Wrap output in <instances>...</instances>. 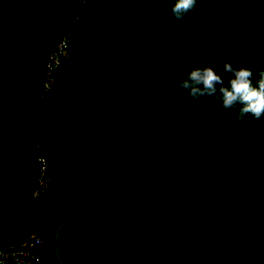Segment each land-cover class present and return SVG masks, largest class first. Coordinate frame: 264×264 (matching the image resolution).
<instances>
[{
  "label": "trees",
  "instance_id": "obj_1",
  "mask_svg": "<svg viewBox=\"0 0 264 264\" xmlns=\"http://www.w3.org/2000/svg\"><path fill=\"white\" fill-rule=\"evenodd\" d=\"M39 1V4L34 6L27 5L29 2L25 3V0H0V244L2 246L11 243L18 234L31 235L42 228L48 232L57 233L58 240L53 242L55 245L69 241L73 237L81 240L88 232L79 229L75 234L73 232L74 221L95 214L93 210H83L79 197H75L78 182L62 186L53 181L36 199L34 209L38 220L33 221L25 216L22 205L25 201L26 189L29 187L26 182L30 183V178L28 176L25 178L23 174L33 171L28 166V159L35 153L27 152L28 148H31L32 140L33 143L42 147H51L50 151L54 155L71 156L83 161L86 167L97 162L102 164L103 172L111 167L108 160L101 154L91 152L86 154V151H76L69 147V142L66 140H57L61 134L68 137L77 133L80 137L78 139H81H77L78 145L82 143L96 145L95 137L90 135L93 131L100 129V120L104 114V106L100 104L101 102H93V105H88L89 107L82 114L84 121L77 120L74 122L76 124H69L62 115L56 114L55 105L57 102L49 100L47 101V119L42 122L39 117L41 102H39L40 94L37 89L41 87L46 53L53 46L56 36L65 30H70L73 24L70 22L71 17L76 5H79L81 0ZM87 1L84 0V3ZM91 1H93L95 9L107 5L106 10L108 11L105 17L88 19L91 21L92 29L111 27L117 31L124 18L136 27L137 36H143L145 32H147L146 34L152 33L150 26L146 25L148 17L144 15L145 7L142 4L144 0L142 3L140 0ZM215 1L211 0V8H214V11H207L199 15L203 21L209 22L210 18L216 20L220 16L222 10L214 6ZM243 1L240 4L236 2L234 7L225 11L228 13L229 21L236 17H242L241 12L251 19L257 18L258 12L255 10V4L258 2L263 4L264 0H253L254 4L248 5L246 0ZM130 2L133 14L132 17L126 18L122 11L123 9L129 11ZM208 5L207 0L204 4L207 10H209ZM159 6L165 10L164 5ZM28 7H32L38 14L43 15L47 19L48 25L43 26L36 23L32 19V15L24 10ZM82 8L88 12L92 10V6L84 4ZM254 10L256 16L252 15ZM101 11L99 13L102 14ZM190 14L197 16L195 11H191ZM78 19L80 21L75 24L73 29L80 33L83 28L87 27L84 22L87 18L85 19L81 13ZM258 23L259 25L251 22V28L249 24L247 25L249 30L256 29L257 36H261L253 53H250V49L255 47L256 41L252 37L247 36L244 40L240 37V42L245 41V43L238 44L240 48L244 46L242 52L246 53L249 59H251L250 55L255 56L253 64H246L253 70V80L258 76L259 70L264 69V19ZM209 24L212 25L213 22ZM198 27L201 30L200 33L190 28L178 29L185 36L207 34L205 27L201 25ZM214 32L216 36L218 33L216 30ZM218 32L227 39L230 37V34H224L222 29ZM84 37L83 42L93 39L90 34H85ZM73 41L81 42L80 36H74ZM207 46L210 47V45ZM123 51L124 46L121 45V55H123ZM90 53L89 50L88 54ZM110 55L104 56L103 61L116 58ZM140 55H144L143 48L140 50ZM121 59H123L122 56L118 60ZM196 59L199 62L203 61V58L198 56ZM226 60L232 61L233 66L243 64L240 56L237 58L230 56ZM151 68L152 65L149 64L144 68V71L154 78L153 72H151L153 76L150 74ZM221 68L222 66L218 67L217 71ZM224 80L226 83L227 76L224 77ZM164 87L166 86L160 83L155 84V91ZM169 89L173 91V87H169ZM173 95L177 96L182 108L169 106L171 102H168L164 95H160L158 98L162 97L164 102H159L156 115H153V120L151 119L144 128L145 130L149 129L150 136L146 138V148L144 147L139 159L142 162L143 172L139 170V173L142 172L140 180L136 181V184L131 181L130 184L138 195L153 200V202H144L141 197L136 203V213L148 216L149 228H143V223L134 220L137 226L130 231L133 223L129 224V234H131L129 240L126 233L116 236L115 241L123 251L122 257L117 258L120 259V264H180L184 260L187 261L186 264H207L208 262L224 264L221 261L232 260L231 256L234 257V254L229 250H233V247L232 249L227 247L224 239L217 238L213 231L221 232L226 237L229 232L233 231L235 226L226 221V213L236 208L245 189L252 191L258 197L256 199H259L260 209L252 217V221L255 223L252 227L253 231H242V237L252 244L258 237L257 232H264V220L260 223L261 216L264 218V116L254 119L250 115H246L245 119L238 120L236 110L226 111L218 102L210 98L204 101L193 100L186 97L183 90L180 94L173 93ZM156 97L154 96V98ZM213 104L215 107L211 110L210 106ZM190 108H195V110L191 111ZM206 109H210L211 114L203 116L201 113ZM129 113L133 112L129 110ZM238 125L249 131L237 136L238 141L248 146L236 150L225 148L228 142L240 143L232 136L233 130ZM16 128L19 130L14 132ZM190 129H193L194 133H198L199 138L196 142L192 138V146H185V143L190 139L189 135L185 136L186 131ZM8 137L13 138L8 139ZM66 137L64 139H67ZM160 147L165 148V153L156 152V148ZM250 159H252L251 162H248ZM124 162L126 163L122 160L116 165L121 172H124L122 168L125 165ZM221 163H224L227 168L224 170L216 168ZM135 172L130 170L131 175L138 173ZM205 172L210 173V178L217 176L221 185L199 187L195 180ZM103 175L107 176V174ZM146 175H150V177L145 178ZM171 175L173 179L168 180L167 177ZM243 177L255 181V184L241 185L239 178ZM106 181L108 180L103 179L100 184H104ZM171 181L173 182L171 183ZM125 185L129 186V182L125 181ZM142 185L145 188L152 187L153 194L145 192L144 188H141ZM229 191L232 192L227 194ZM156 194H160V197L157 198ZM228 198L236 200V202L228 206ZM170 200L173 204H170ZM103 208L98 210L101 215L106 211ZM164 209L167 210V213L162 214ZM258 223L260 226L257 225ZM96 227L97 229L103 228L102 226ZM174 230L179 233L176 240L174 237L168 236L169 231ZM135 238H139L141 243H150V245L148 247L139 245L137 240H133ZM212 239L217 240L220 247L225 245L226 249L224 251L213 250ZM98 240H106V238H98ZM207 240L209 241L207 242ZM194 243L200 244L198 248L192 247ZM157 246L160 248L158 251L154 248ZM110 252H114V250L111 249ZM64 260L72 262L75 257L67 258L65 255ZM109 262L110 259L105 258L104 264ZM260 262L264 263V260H257L256 264Z\"/></svg>",
  "mask_w": 264,
  "mask_h": 264
},
{
  "label": "rangeland",
  "instance_id": "obj_2",
  "mask_svg": "<svg viewBox=\"0 0 264 264\" xmlns=\"http://www.w3.org/2000/svg\"><path fill=\"white\" fill-rule=\"evenodd\" d=\"M25 1V3L29 2L27 5L34 6L40 2L39 0ZM142 1L140 0L141 3ZM206 1L198 0L197 6L192 10L197 13V16L189 13L182 21H177L170 15L169 8L165 7V10L160 8L159 0H144V3H142L145 7L144 15L148 17L146 25L150 26L152 33L146 34L147 32H145L143 36H137L136 27L124 18L121 20V26L117 31L111 27L92 29L91 21L88 19L105 17L108 13L106 10L107 5H103L100 9H95L91 0L86 3L81 0L80 4L76 5L70 21L73 23L70 30H65L54 38L55 42L45 56L43 79H41V87L37 89L40 94L39 102H41L39 117L42 122L47 119V101L49 100L50 102H57L55 105L56 114L62 115L63 119L69 124L77 120L82 122L84 121L82 114H84L85 109L87 110L88 105H93V102H101L100 104L104 106V114L100 120V129L93 131L90 135L95 137L96 145L82 143L79 145L83 146H79L77 139L80 137L77 133L68 137L65 134H61L57 140H66L69 142V147L74 148L76 151H86V154L89 152L101 154L108 160L111 167L106 172L102 171L100 162L86 167L83 161L74 159L71 156L54 155L50 151L51 147H42L33 143L32 140L31 148H28L27 152L35 153L34 156L28 159V166L33 171L32 173L23 174L25 178L26 176L30 178V183L26 182L29 187L26 189L25 201L22 205L25 216L33 221L38 220L34 209L36 199L53 181L58 182L62 186L78 182L75 197H79L83 210H93L95 214L74 221L73 232L75 234L78 233L79 229L83 232H88L81 240L73 237L69 241L55 245L53 242L58 240L57 233L48 232L42 228L31 235L26 233L16 235L11 243L5 245L6 247L12 245L20 246L37 239L36 248L38 256L41 258V264H104L105 258L110 259L108 264H120V259L117 258L122 257L123 251L122 247L115 241L116 236L126 233L129 240L131 234H129L128 226L133 223L130 231L135 229L137 225L134 220L143 223V228H149L147 224L149 221V218L147 221L148 216L136 213V203L141 197L144 202H153V200L146 198V196L138 195L130 182L134 181L132 183L136 184V181L140 180V174L143 172L142 162L139 159L141 152L146 146V138L150 136L149 129L145 130L144 128L151 119L153 120V115H156L159 109V102H164L162 97H158L164 95L168 102H171L169 106L180 109L182 105L173 93L180 94L182 89L179 88L178 81L184 78V74L190 68L200 67L204 63H209L210 66L217 70L218 67H223V62L230 56L235 58L240 56V60L245 65L247 63L253 64L254 62L255 56L250 55L251 59H249L248 55L242 52L244 46L240 48V45H243L245 41L241 43L240 37L244 40L247 36H250L256 41L255 47L250 49L252 54L258 46L261 36H257L256 29L249 30L247 25L249 24L251 28V22L259 25L258 22L264 19V3L258 2L255 4V10L258 12L256 19H251L241 12L243 14L242 17H236L229 21L228 13L225 11L234 7L236 2L240 4L244 1L216 0L214 6L221 8L222 11H220V16L216 20L210 18L211 21L208 22L206 20L203 21L199 17L200 14H204L207 11H214V8L207 10L204 7ZM246 1L247 5L254 4L253 0ZM171 2L172 0H165V5H170ZM208 3L211 5V0H208ZM83 4L92 6L91 9L96 12L91 9V12L82 10ZM24 10H27L32 15V19L36 23H40L43 26L48 25L47 19L43 15L38 14L32 7ZM100 10H102V14L99 13ZM255 10L252 12L253 16H256ZM122 12L126 18L132 17L131 2L129 3V11L128 9H123ZM81 13L85 19L87 18L84 21L87 27L77 33L73 28L80 21L78 17L81 16ZM202 22L204 23L202 24ZM210 22H213V24H209ZM200 25L206 28L207 34L185 36L184 33L179 32V29L190 28L200 33L201 30L198 27ZM221 29L224 34H230L228 39L219 34L220 32L218 31ZM229 29L231 30L228 31ZM214 30L220 37H217L218 34L215 36ZM85 34L92 35L93 39H87L88 41H85L86 44H83L85 43L82 41L85 39ZM74 36H80L81 42H72ZM63 40L66 42V48L62 47L61 42ZM239 43L241 44L238 45ZM121 45L124 46L123 55L120 54ZM207 45H210V47L208 48ZM142 48L144 55H140ZM89 50L90 54H88ZM237 50L239 51L237 52ZM106 55L115 56L116 58L103 61ZM121 56L123 59L118 60ZM195 56L203 58V61L199 62ZM193 60L196 61L195 64H193ZM149 64L152 65L150 74L153 72L154 78L144 71V68ZM158 83L166 87L155 91V84L157 85ZM169 87H173V91ZM58 94L60 95L58 96ZM154 96L157 97L154 98ZM31 98L33 99L34 97ZM210 107L212 110L215 105L213 104ZM190 109L191 111L195 110V108ZM129 110L133 113H129ZM211 110L206 109L201 114L203 116L211 114ZM202 121L205 122L203 119ZM18 130L19 128H16L14 132ZM198 130L202 131L201 129ZM248 132L247 129L238 125L233 130L232 136L238 141L237 136ZM188 135L190 139L185 143V146H192V140L198 141L199 135L194 133L193 129L186 131L185 136L187 137ZM65 137L67 139H64ZM258 137L261 138L260 136ZM12 138L8 137V139ZM238 142L240 143L228 142L225 148L236 150L248 146L241 143V141ZM156 145L158 144L156 143ZM156 152L165 153V148H156ZM122 160L126 161V163L124 162L125 165L122 166L124 172L119 171L116 166ZM251 160L248 162H251ZM219 162L222 161L219 160ZM218 165L216 168L219 170L227 168L224 163ZM129 168L133 172H138L139 170L142 172L131 175ZM103 174H107V176ZM209 174L205 172L195 180V183L199 187L220 186L221 183L217 176L210 178ZM149 177L150 175H146L145 178ZM103 179L108 181L100 184ZM167 179L172 180L173 176H168ZM239 180L241 185L255 184V181L247 177L239 178ZM125 181L129 182V186L125 185ZM141 188H144V191L149 194L154 192L151 189L152 187L150 188L149 186L145 188L142 185ZM231 192L229 191L227 194ZM244 192L242 197L239 198L240 201L238 200L239 203L236 208L226 213V221L235 226L233 231L228 233V237L221 232L213 231L217 238L224 239L227 247L231 249L233 247V250H229V252H233L234 257L231 256L232 260L221 261L224 264H256L257 260H264V232H257L258 237L252 244H250L249 240L242 237V231H253L252 227L255 223L252 221V217L260 209L259 199H256L258 197L252 191L245 189ZM169 195H171V192H169ZM156 196L159 198L160 194H156ZM234 202L236 200L227 199L228 206L234 204ZM171 203L173 204L172 200H170ZM9 206L13 207L12 205ZM101 207L106 210L103 215L98 213ZM164 213H167L166 209H164L162 214ZM263 220L264 218L261 216L260 223ZM260 223L257 225L260 226ZM96 226H102L103 228L97 229ZM258 230H260L259 227ZM169 232V237L172 236L175 240L178 238V231ZM98 238H106V240H98ZM133 240H137L139 245L142 244L145 247L150 245V243H141L139 238ZM211 242L213 250L224 251L226 249L225 245L220 247V243L215 239H212ZM199 245V243H194L192 247L198 248ZM154 248L157 251L160 249L159 246ZM111 249L114 252H110ZM63 255H66L67 258L75 257V260L68 262L64 260ZM186 262L184 260L180 264H186ZM207 264L213 263L208 262ZM258 264L264 263L260 262Z\"/></svg>",
  "mask_w": 264,
  "mask_h": 264
},
{
  "label": "clouds",
  "instance_id": "obj_3",
  "mask_svg": "<svg viewBox=\"0 0 264 264\" xmlns=\"http://www.w3.org/2000/svg\"><path fill=\"white\" fill-rule=\"evenodd\" d=\"M159 3L169 8L170 15L177 21H182L197 6L198 0H172L170 5L159 0ZM207 7L211 9L210 4ZM178 86L190 99L204 101L210 98L226 111L236 110L238 120L245 119L246 115L254 119L264 116V69L259 70L254 81L252 68L244 63L233 66L232 61L225 60L218 71L204 63L190 68Z\"/></svg>",
  "mask_w": 264,
  "mask_h": 264
},
{
  "label": "built area",
  "instance_id": "obj_4",
  "mask_svg": "<svg viewBox=\"0 0 264 264\" xmlns=\"http://www.w3.org/2000/svg\"><path fill=\"white\" fill-rule=\"evenodd\" d=\"M62 47L66 48V42H61ZM43 230H45L43 228ZM38 240L25 243L20 246H2L0 244V264H41L38 256L36 243Z\"/></svg>",
  "mask_w": 264,
  "mask_h": 264
}]
</instances>
